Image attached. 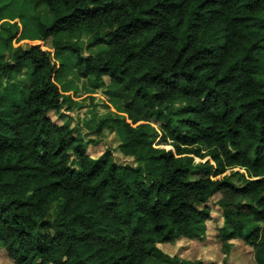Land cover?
I'll return each instance as SVG.
<instances>
[{"label": "trees", "instance_id": "1", "mask_svg": "<svg viewBox=\"0 0 264 264\" xmlns=\"http://www.w3.org/2000/svg\"><path fill=\"white\" fill-rule=\"evenodd\" d=\"M48 38L52 54L13 45ZM80 80L114 113L75 134L47 114L71 110ZM0 90L13 264H200L157 245L204 236L198 206L217 194L224 253L238 240L264 264V0H0ZM105 129L135 167L87 154Z\"/></svg>", "mask_w": 264, "mask_h": 264}, {"label": "rangeland", "instance_id": "2", "mask_svg": "<svg viewBox=\"0 0 264 264\" xmlns=\"http://www.w3.org/2000/svg\"><path fill=\"white\" fill-rule=\"evenodd\" d=\"M38 14L42 18H49V15L44 8H40L38 10ZM88 38L89 37L87 36H82L81 38L85 55L89 54V51L86 49ZM13 45L14 47L22 46L25 48L39 46L42 51L50 52L51 54L53 53L50 38L43 42L37 41L36 43H33L29 41H22L20 43H13ZM93 52H100V48H94ZM67 79H71V77L68 76ZM18 80L22 81L23 84L25 81L28 82L27 70H23L18 75ZM103 82L107 84V78H103ZM23 84L21 88H23ZM75 85L77 93H68L74 103L71 110L67 111L66 109H63L61 112L63 115L62 118L54 112L48 113L47 116L57 125H62V123L70 121L71 128L74 133L77 134L85 131V128L83 127L85 122L92 120L94 116L96 118H102L109 113H114V108L110 105L107 97L101 90H96L94 92L89 91L90 88L85 85V80H80L76 82ZM85 139L97 142L90 144L87 147V154L90 157L97 158L106 150H109L113 154V161L116 165H123L132 168L136 166V162L133 158L124 156L118 150L119 141L116 135L109 130L105 129L100 137H96L95 133H89L86 135ZM153 147L172 151V148L168 145V143H162L159 138L155 141ZM207 160H209V158H206L204 161ZM199 163H201V161L199 159H195V164ZM74 166L75 159L71 155L69 167L74 168ZM235 171L238 170L228 171L226 175H230ZM222 199H224L223 196L217 194L213 196L207 204L198 206L199 209L206 208L210 211V217L206 221V231L204 236L197 240L180 238L171 244L157 245V248L166 255L174 257L180 261H197L200 262V264H256L254 260L255 248H252L241 241L234 240L228 242L230 244L229 253L227 255L224 253L225 248L219 234L224 223L221 208L218 206V202ZM0 264H13L2 249H0Z\"/></svg>", "mask_w": 264, "mask_h": 264}]
</instances>
